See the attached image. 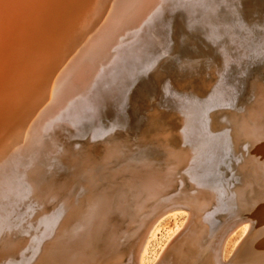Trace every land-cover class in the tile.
Listing matches in <instances>:
<instances>
[{"label":"bare ground","instance_id":"bare-ground-1","mask_svg":"<svg viewBox=\"0 0 264 264\" xmlns=\"http://www.w3.org/2000/svg\"><path fill=\"white\" fill-rule=\"evenodd\" d=\"M77 1L0 0V123L18 120L0 141V264H264V73L253 75L234 109L235 90L219 80L224 54L238 61L229 71L264 58V32L254 34L241 17L248 31L218 28L220 61L214 53L209 72L183 64L172 81L157 68L172 15L207 35L206 17L234 24L231 8L210 13L203 0ZM78 3L81 15H91L72 23L78 42L65 49L61 39L64 56L54 59L45 46ZM144 71L172 111L147 109L131 134L103 127L100 113L125 101ZM58 121L90 122L91 132L75 148L41 146L36 133ZM178 209L189 212L182 232L159 238L165 219L176 216L166 214Z\"/></svg>","mask_w":264,"mask_h":264},{"label":"rangeland","instance_id":"rangeland-1","mask_svg":"<svg viewBox=\"0 0 264 264\" xmlns=\"http://www.w3.org/2000/svg\"><path fill=\"white\" fill-rule=\"evenodd\" d=\"M72 1H74V3H76L75 1H77V0H72ZM244 2L246 1V0H243ZM250 1H253V2H250ZM247 0L246 1V3H247V5L244 3L243 5H242V7H240L239 9L241 10V15H240V17L241 18H245L244 20H245V22L246 21H249V22H246L247 23V25H248V27L250 28V30L254 33V34H260V33H262V31L260 30V27H261V25H264L263 23H264V0ZM78 2V1H77ZM249 2H250V4H249ZM263 2V3H262ZM248 4H249V6H248ZM255 6H257L258 7V9L256 8V7H254L253 5ZM77 6H78V8H79V3L77 4ZM77 6H72V9H71V7H69V9L67 8L66 9V11L68 10L69 12L68 13H72V11H73V13H76V12H78V13H80L81 12V10H80V8H79V11H78V8H77ZM261 6V9L259 8ZM263 6V7H262ZM247 7V8H246ZM256 8V11L254 10V9H252V8ZM70 9H71V11H70ZM73 9H76V10H73ZM245 9V10H244ZM248 9H249V12H248ZM252 11V12H251ZM255 11V12H254ZM248 12V13H247ZM72 13V14H73ZM72 14L69 16V15H66V17H63V16H61V22L63 21V19H62V17L64 18V21H66V22H62L61 23V26H60V28H59V30H60V32L58 31L57 33H58V35L55 33V35L53 36V40H52V37H51V39H50V41H52L53 42V44L50 42V44H51V46L53 47H56V44H57V42H58V44H57V49L56 48H54V49H56V51L53 53V48H51V46H49L48 44L45 46V48H46V51H48V53H49V56L50 57H53V54L54 55H58V56H54L53 58L54 59H56L57 57L59 58V57H61V56H64V52H63V48L65 47V49H67V46L68 45H71V44H73V45H75V44H77V40L76 39H72L71 38V36L70 35H72V37H73V34L75 33V31H76V29L74 30V28L72 27L73 25H74V22H75V24L76 23H78V21L80 20V18L81 19H83V18H85V17H89L91 14L89 13V14H85V15H81V13H80V15L78 14V15H76V14H74L73 15V17L74 18H77V16H80V17H78L77 18V20L75 19V21H74V18L72 17ZM75 15H76V17H75ZM256 16V18H255V16ZM261 15V16H260ZM69 16V17H68ZM253 16V17H252ZM172 17H173V19H172ZM172 17H171V20H170V25H169V31H168V37H170L171 39L169 40V43L171 44L172 43V41H175V43L174 44H172V46L170 47V51H169V53L167 54V57L166 56H164L162 59L163 60H160L159 61V66L157 67V68H159V72L160 73H162L163 72V70H164V74L162 75V76H164V78H166V80H172V78L173 79H175L176 78V76H177V74L176 73H173V72H177V70L178 69H180V67L183 65V64H188L189 66L191 65V64H196L197 65V71H206L207 72V70H208V72H209V70H210V68L212 67L211 65L213 64V65H215L216 64V60H217V58H218V60L220 61V56L218 55V52H215V51H217L218 49H222V47H220V46H216V45H214L213 47H214V49L211 47H209V45L207 44V43H205L204 42V40H202V39H199V38H197L196 40H194V41H192L191 42V44L192 45H194L197 49H198V53L196 54V55H203L204 57H205V59H203V60H200L201 61V63H200V61L199 60H197L195 63H193L190 59H188V54L190 53V51H191V46L188 44V43H186V41H184L185 39H184V33H185V27H186V21H184L182 18H181V16H179V14L178 15H172ZM252 17V18H251ZM260 17V18H259ZM56 18H57V16H56ZM68 18V19H67ZM73 19V21L71 20L70 21V19ZM248 18V19H247ZM263 18V19H262ZM66 19V20H65ZM79 19V20H78ZM247 19V20H246ZM253 21V22H252ZM69 22H71V23H69ZM176 22V23H175ZM59 23V22H58ZM65 23H66V25H65ZM69 23V24H68ZM72 23H73V25H72ZM249 23V24H248ZM174 24V25H173ZM255 24V25H254ZM70 25V26H69ZM72 25V26H71ZM181 25H183V26H181ZM250 25V26H249ZM260 25V26H259ZM65 26H67V28L65 27ZM92 26H94V25H92ZM174 26V27H173ZM256 26V27H255ZM63 27H64V29H63ZM68 27H71V28H68ZM94 27H96V26H94ZM255 27V28H254ZM259 28V29H258ZM66 29H68V30H66ZM194 29V28H193ZM69 30H71V31H69ZM195 30V29H194ZM61 31H64V32H62L63 34H64V36H62L63 34L61 33ZM65 31H66V33H65ZM69 31V32H68ZM72 31H74V33L72 32ZM175 31V32H174ZM197 31V30H196ZM258 31H259V33H258ZM68 32V33H67ZM70 32L72 33V34H70ZM59 33H61V34H59ZM176 34V35H175ZM59 36H60V38H59ZM175 36V37H174ZM64 38V39H63ZM61 39H63V41H64V43L66 44L65 46H64V43H62V41H61ZM199 39V40H198ZM65 40H67L66 42H65ZM73 40V41H72ZM201 40V41H200ZM56 41V42H55ZM60 41V42H59ZM128 41V40H127ZM126 41V42H127ZM75 42V43H74ZM126 42H123L122 44H121V46L122 45H124ZM203 42V43H202ZM194 43V44H193ZM61 44V45H60ZM207 45V46H206ZM47 46H49V48H47ZM62 46H63V48H62ZM216 46V47H215ZM62 49H61V48ZM58 48H60L61 50H59L58 51ZM51 49H52V51H51ZM202 49H203V51H204V53L202 52ZM216 49V50H215ZM179 50V51H178ZM185 50H186V52H185ZM188 50V51H187ZM214 50V51H213ZM51 51V52H50ZM58 51V52H57ZM63 53H61V52ZM57 52V53H56ZM60 52V53H59ZM73 52V50L71 51V53ZM178 52H179V54H178ZM232 52V51H231ZM59 53V54H58ZM73 53H75V51L73 52ZM171 53H173V54H171ZM181 53V54H180ZM183 53H185V54H183ZM216 54V55H213V54ZM233 53V52H232ZM51 54H52V56H51ZM61 54V55H60ZM175 54V55H174ZM185 56V58H184V56ZM208 55V56H207ZM210 55V56H209ZM71 56V55H70ZM68 54H66L65 55V57L67 58H69L70 57ZM183 56V57H182ZM212 56V57H211ZM217 58H216V57ZM65 57H64V59H65ZM173 57V58H172ZM181 57V58H180ZM209 57V58H208ZM210 57H211V59H210ZM67 58V59H68ZM167 58L169 59V61L167 60ZM180 58V59H179ZM212 58H213V60H212ZM164 59H166V60H164ZM171 59H173V60H171ZM179 59V60H178ZM183 59V60H182ZM185 59V60H184ZM192 62H190V61ZM211 60V61H210ZM166 61V62H165ZM168 61V62H167ZM186 61V62H185ZM215 61V62H214ZM262 61H264V58H262V59H260L259 60V62L257 63V64H252V65H246L245 67H243L242 68V70L244 71V73H245V75L244 76H241V72H242V70H241V72L238 70V69H231V71H228V73H226L225 74V77H224V83H227V85H231V87L235 90L234 92H235V98H236V102H235V104H237V105H235V104H233V106H232V108L234 109V108H237L238 107V105H240V103H242V102H240L241 100H243L242 98H245V95H244V93H245V89L247 88V86H248V83H250L251 82V80L253 79V75L255 76V75H257L260 71V73H264V63H261ZM161 62V63H160ZM173 64V66H172V64ZM176 62V63H175ZM184 62V63H183ZM199 62V63H198ZM204 62V63H203ZM214 62V63H213ZM166 63V64H165ZM190 63V64H189ZM203 63V64H202ZM209 63H211V64H209ZM261 63V64H260ZM162 65V66H161ZM168 65H169V68H168ZM198 65H199V67H198ZM165 66H167L166 68H165ZM188 66V67H189ZM204 66V67H203ZM252 66V67H251ZM257 66V67H256ZM261 66H262V68H261ZM172 69H171V68ZM203 67V68H202ZM208 67V68H207ZM200 68V69H199ZM205 68H206V70H205ZM257 68V69H256ZM162 69V70H161ZM175 70V71H174ZM238 71V73H237V75H236V72ZM256 70V71H255ZM258 70H260V71H258ZM168 71V72H167ZM32 73H30L31 74V76H32V74H33V77H35L37 74L35 73V71H31ZM148 72V73H147ZM147 72H145L144 71V73L143 74H141V75H139L133 82V84H132V86L130 87V92L128 91V93H127V95H126V100L125 101H123L122 103H111L110 105L111 106H109L108 108H106V109H104L101 113H100V118H99V123L100 124H102V126L103 127H107V128H113L114 129V132H117L118 134H121V132L123 133L124 131V133L123 134H125V133H127L128 132V134H129V132H130V134L131 133H135L136 131H137V129L139 128V125L141 126V122H144V120H145V116L147 115V113H148V110H149V112L150 111H152L153 110V106H156L157 108H158V110H162V111H168V110H170V111H172L171 109H168L167 107H169V104L168 103H165V102H163V100H162V96L161 97H159V96H157L158 94L155 92V89H154V87H153V80L151 79V76L150 75H148L149 74V71H147ZM167 72V73H166ZM170 72H172V74H175V75H171V73ZM231 72V73H230ZM248 72V73H247ZM169 73H170V75H169ZM34 74H35V76H34ZM46 74V73H45ZM146 74V75H145ZM145 75V76H144ZM249 75V76H248ZM264 75V74H263ZM166 76V77H165ZM168 76V77H167ZM37 77V76H36ZM143 77V78H142ZM230 77V78H229ZM234 77V78H233ZM247 77V78H246ZM47 80H45L46 82L49 80L48 78H49V73L47 74ZM145 78V79H144ZM142 79V80H141ZM150 79V80H149ZM51 80V79H50ZM50 80H49V82H50ZM235 82H234V81ZM152 81V82H151ZM173 81V80H172ZM241 81V82H240ZM243 81V82H242ZM244 81H245V83H244ZM150 82H151V84H152V86H151V84H150ZM233 82V83H232ZM48 83V82H47ZM233 85H232V84ZM242 84V85H240V84ZM48 84H50V83H48ZM147 84V85H146ZM246 84V85H245ZM139 85V86H138ZM141 85V86H140ZM149 86V87H148ZM246 86V87H245ZM134 87V88H133ZM144 87V88H143ZM133 88V89H132ZM148 88V89H147ZM149 88H150V90H149ZM237 88V89H236ZM29 89V90H28ZM31 88H29V87H27V88H25V92H27V94H29L30 96H31V98H33L34 97V95H35V92H34V90H30ZM137 89V90H136ZM244 89V90H243ZM149 90V91H148ZM153 90V93H155V94H153L151 91ZM32 93H31V92ZM132 91V92H131ZM34 92V93H33ZM42 92H43V94H42ZM42 92L41 93H39V94H41V95H43V96H48V90H42ZM139 92V93H138ZM145 92H146V94H145ZM133 93V94H132ZM139 94V96H138V94ZM238 93V94H237ZM33 94V95H32ZM129 94H131L132 95V97H131V95H129ZM142 94V95H141ZM154 95H156V96H154ZM129 96V97H128ZM143 96V97H142ZM153 97V99H155V100H153L151 97ZM239 96V97H238ZM140 97H142V98H140ZM136 98H138V99H136ZM241 100H240V99ZM34 99V98H33ZM128 99V100H127ZM131 99V100H130ZM135 99V100H134ZM148 99V100H147ZM159 99V100H158ZM136 100H137V102H136ZM133 101H135V102H133ZM142 101H144V102H142ZM146 101V102H145ZM147 101H148V103H147ZM151 101V102H150ZM153 101V102H152ZM157 101V102H156ZM30 102V105H31V101H29ZM150 102V103H149ZM132 103V105H130ZM146 103V105H144ZM26 105V109H27V107L29 108V107H31L29 104H28V102H26L25 103ZM142 104V105H141ZM148 104L150 105V108L148 107ZM154 104V105H153ZM29 105V106H28ZM134 105V106H133ZM136 106V107H135ZM145 106V107H144ZM131 107V108H130ZM142 107V108H141ZM148 107V108H147ZM162 107H164V109H162ZM129 108H130V110H129ZM137 108V111L135 110ZM160 108V109H159ZM25 109V110H26ZM142 109H145V110H147V111H145V110H142ZM141 110H142V112L144 113V114H142V112H141ZM27 111H28V109H27ZM129 114H128V113ZM137 113V114H136ZM130 115V116H129ZM141 116V117H140ZM144 116V117H143ZM124 117V118H123ZM110 118V119H109ZM122 118V119H121ZM144 120H143V119ZM18 121V120H17ZM17 121L15 120V119H12L11 121L10 120H7V121H4V122H7L8 123V125H6V123H4V122H1L0 124H2L1 126H0V130H2L3 132L1 133V131H0V133H1V136H2V138H1V136H0V141L1 140H3V139H6L7 137H8V135L10 134V132H12L13 131V129H16L18 126H17ZM105 121V122H104ZM61 122V123H60ZM88 122V121H87ZM10 123V124H9ZM64 123V124H63ZM67 122H65V121H58V122H56L54 125H53V127L49 130V131H47V132H42V131H40L38 134L36 133V140H37V142H39V144L41 145V146H46V145H50V144H54L55 143V145H58L59 147H61V145H62V147H67V146H71L72 148H75L77 145H79L78 143H80V142H78V141H82V139H84V136H89V134L88 133H90L91 131V128H92V125H90V124H92V123H86L85 124V126L84 125H81V126H79V127H76V126H74L73 127V125H68V127H65V126H67V124H69V123H67ZM116 123V124H115ZM123 123V124H122ZM130 123V124H129ZM63 126H62V125ZM118 124V125H117ZM15 125H16V127H15ZM56 125H59V126H57V127H55ZM10 126V128H8ZM14 126V127H13ZM118 126V127H117ZM121 126V127H120ZM12 127V128H11ZM60 127V128H59ZM70 127V128H69ZM115 127H116V130H115ZM120 127V128H119ZM8 130H6V129ZM58 130H57V129ZM67 128H68V130H67ZM75 128V129H74ZM126 128L128 129V130H126ZM74 129V130H73ZM4 130H6V131H4ZM11 130V131H10ZM71 130V131H70ZM77 132H76V131ZM80 132H79V131ZM122 130V131H121ZM87 131V132H86ZM90 131V132H89ZM8 134H7V133ZM69 132H71V133H73V134H70ZM82 132V133H81ZM120 132V133H119ZM45 133V134H44ZM51 133V134H50ZM78 133V134H77ZM86 133V134H85ZM3 134V135H2ZM53 134V135H52ZM51 135L54 137H52L51 138ZM83 135V136H82ZM6 137V138H5ZM56 137V138H55ZM85 137V139H87ZM104 137V135L100 138V140L99 139H95V140H92V142L94 143L93 144V148L94 147H96V146H98L99 144H100V142H101V140H102V138ZM48 138V139H47ZM51 139V140H50ZM84 139V140H85ZM75 140V141H74ZM78 140V141H77ZM83 140V141H84ZM55 141V142H54ZM63 141H65V142H63ZM68 142V144H67V142ZM43 142V143H42ZM47 142V143H46ZM60 142V143H59ZM73 142V143H72ZM78 142V143H77ZM103 142V141H102ZM101 142V143H102ZM42 143V144H41ZM64 144V145H63ZM74 144H75V146H74ZM77 144V145H76ZM188 210L187 209H178V210H176V211H171V212H168L167 214H166V216H169V215H172V214H175L176 216H175V219H172V218H166L165 219V221L163 222V224H162V226H161V228L163 227V229H162V231H161V234L159 233L158 234V237L160 238L161 236H163V235H165V236H167L166 234H167V232H172L173 231V235L174 236H176V235H178V233L180 234L181 232H182V230H183V221L185 220L184 218H186L187 217V215H188ZM176 223V224H175ZM179 224H181V226H177V225H179ZM175 226V227H174ZM178 227V228H177ZM177 228V229H176ZM175 229V230H174ZM171 230V231H170ZM181 232H180V231ZM174 231H176V233L174 232ZM164 238V236L162 237V239ZM163 264V263H162Z\"/></svg>","mask_w":264,"mask_h":264},{"label":"snow or ice","instance_id":"snow-or-ice-1","mask_svg":"<svg viewBox=\"0 0 264 264\" xmlns=\"http://www.w3.org/2000/svg\"><path fill=\"white\" fill-rule=\"evenodd\" d=\"M243 0H240L239 5L234 4V0H228L227 3H224L221 5L220 3L214 2V0H203L199 4L200 7L207 9L210 13L214 12L215 9L219 6L229 7L232 9V14L235 17L234 24H219L217 23L213 18L206 17L203 21V28L205 31H207V35L202 34L199 31H196L192 28V26L186 25L185 27V33H184V39L186 43H188L191 46V51L188 54V59H190L193 63H195L197 60H203L205 57L203 55H196L198 53V49L191 44L192 41L196 40L197 38L202 39L209 45V47H213L215 45V42L220 39V36L218 35V28L223 27L225 29V34H227L228 31L231 30L232 27H239L242 31H248V28L245 23H241V18L239 15V8L242 7ZM210 30V31H208ZM260 30L264 32V25H261ZM170 37L165 38V44L162 45V48L164 49L163 55L167 56L168 49L172 46V44L175 43V41H172V43H169ZM219 52H223V49H218ZM261 55H264V46L261 47ZM237 60H233L230 56L227 54H224L222 57V70L219 72V80L220 83H224V77L225 74L228 73L231 66L237 64ZM241 76H244L245 73L241 72Z\"/></svg>","mask_w":264,"mask_h":264}]
</instances>
